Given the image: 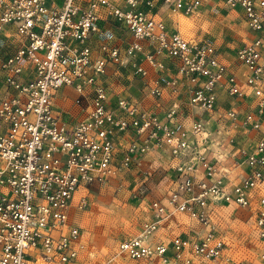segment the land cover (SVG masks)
Returning a JSON list of instances; mask_svg holds the SVG:
<instances>
[{
  "label": "built area",
  "instance_id": "built-area-1",
  "mask_svg": "<svg viewBox=\"0 0 264 264\" xmlns=\"http://www.w3.org/2000/svg\"><path fill=\"white\" fill-rule=\"evenodd\" d=\"M204 1L0 0V33L11 25L19 37L16 49L0 59V264L75 262L84 247L69 212L76 191L108 183L157 148H167L177 160L173 187L165 203L150 200L151 218L119 243L120 252L161 264L218 260L226 244L211 218L216 206L228 203L249 210L253 230L264 241V0H215L240 8L250 33L235 50L245 68L242 77L219 59L212 41L167 28L163 12L198 15ZM102 11L122 23L130 39L124 46L105 40L94 55L88 41ZM140 55L157 69L163 68L162 57L173 62L171 75L148 79L147 92L159 97L166 87L173 94L183 88L190 107L225 119L220 127L230 151L211 153L206 118L192 116L182 124L176 102L162 115L126 96L108 104L100 81L107 64L147 78ZM63 85L77 92L76 104L91 96L86 117L72 124L53 107ZM219 88L236 100L251 95L250 108L220 111ZM127 131L132 137L119 149L116 135ZM248 133L251 146L238 138ZM76 204L83 207L85 195ZM174 212L195 219L203 233L151 241Z\"/></svg>",
  "mask_w": 264,
  "mask_h": 264
},
{
  "label": "rangeland",
  "instance_id": "rangeland-1",
  "mask_svg": "<svg viewBox=\"0 0 264 264\" xmlns=\"http://www.w3.org/2000/svg\"><path fill=\"white\" fill-rule=\"evenodd\" d=\"M226 10L221 8L209 14L179 16L176 20L184 37L214 40L223 61L233 66V51L247 39V33L244 25L236 17L228 15ZM131 170L115 174L109 183L87 189L82 193L86 204L81 208L72 207L70 218L81 228L84 247L76 261L69 264H152L131 259L118 248L122 240L138 233L141 224L152 214L150 200L145 197L149 188L142 181L141 171ZM167 219L175 224V234L188 231L190 234L194 229L198 233L204 231L200 223L184 213L174 212ZM211 222L224 238V255L215 261L202 260L196 264H264L260 258L264 241L253 230L249 210L235 204H222L215 207ZM30 264L62 263L33 259Z\"/></svg>",
  "mask_w": 264,
  "mask_h": 264
},
{
  "label": "crops",
  "instance_id": "crops-1",
  "mask_svg": "<svg viewBox=\"0 0 264 264\" xmlns=\"http://www.w3.org/2000/svg\"><path fill=\"white\" fill-rule=\"evenodd\" d=\"M221 8L227 9L226 11L228 12V15L236 17V19H238V21L244 25L248 38L250 36V33L247 30L240 8L231 9L217 3L215 0H205L198 15L209 14L213 11H218V9ZM162 16L164 17L167 28L172 29L176 25L178 27L179 23H177V20L179 16L184 15H175L163 12ZM96 25L97 31L92 33L90 40L88 41L94 55L99 52L100 43L105 40H107L111 44L124 46L130 39V34L126 30L125 26L122 23L115 21L104 11L101 12V17L99 18V20H97ZM206 40H210L213 42L219 59L223 61L224 59L222 53L220 52L218 46H216L214 40L207 37ZM18 44L19 37L15 33L14 28L11 25H5L0 33V59L5 57L6 55L11 54L16 49ZM240 44L235 47V50ZM235 50L233 51L232 57V61L234 60V63L232 64L233 66H229V68L234 70L240 77H242L245 72V68L242 65H239L235 60ZM161 60L163 62V68L157 69L156 67L151 66L141 55L139 56V61L142 62L141 64L147 70V78L140 77L130 68H125L117 64L108 63L105 68V72L100 76V81H102L108 89V104L110 106H113L119 96H126L132 98L133 100H137L140 105L143 106V108L162 115L165 109L171 106L172 103L176 102L179 108L177 120H180L182 124L187 125L189 123L190 117L192 116H201L204 119L206 118L205 120L207 122V128L209 129V141H212V143L208 145L210 147L211 153L217 155L220 152L230 151L233 146L230 147V145L227 144V132L220 127L221 123H223L225 119L219 118L218 113H215L211 115V117H209V115H207L206 113H201L199 109L190 107L187 102V93L184 92L183 88L179 93L173 94L170 89L166 87L159 97L153 96L147 92L148 87L146 86V82L148 81V79H157L158 77H168L169 75H171V65L173 63L172 60L168 57H162ZM26 74L27 73H25L22 77H24ZM65 89H67V93H65ZM0 92H4V83L1 77V73ZM76 97L77 92L73 87L67 85L61 86L53 97V107L55 111L59 114L61 119L70 124L79 119L85 118L89 110V99L91 96H87L79 104H76L74 102V99ZM251 102V95L247 96L245 100H236L228 95L223 89L219 88L217 90V105L219 106L220 111H225L226 109L230 108H236L239 110V112L243 113L245 110L250 108ZM217 129H220V133L217 132ZM131 137L132 133L130 131L116 135V142L119 149H122L131 139ZM252 137V133H248L246 135H238L240 142L244 143L245 141V145L249 146H251V143L249 142ZM223 148L225 149V151ZM226 155L228 156L227 153ZM176 161V158H173L171 156L167 148H157L150 150L145 156H143L139 164L133 165V169L130 168V170L132 169L133 171L134 169H139L141 171V175L143 177L142 181L146 184V187L149 188V190H147L145 194V197L149 198V200L156 198L161 200V202L163 203L166 202L168 193L173 187V180L175 178L173 166L176 164ZM83 192V189H79L76 191L69 208V212L71 211L72 207L77 208L76 202L81 197ZM149 216L150 217L147 220L151 218L150 214ZM172 222L173 221L169 219L163 220L158 229L151 236V241H168L169 238L175 234L174 229L176 228L175 224L173 225ZM194 230L195 231H193L192 233L199 232L197 231V229ZM188 233L180 235L187 236L192 234ZM148 263L161 264L157 262Z\"/></svg>",
  "mask_w": 264,
  "mask_h": 264
}]
</instances>
